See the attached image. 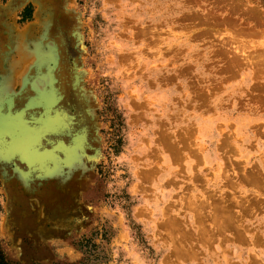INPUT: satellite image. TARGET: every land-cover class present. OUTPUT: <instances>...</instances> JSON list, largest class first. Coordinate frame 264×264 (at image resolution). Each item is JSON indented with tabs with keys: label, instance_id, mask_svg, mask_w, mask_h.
Wrapping results in <instances>:
<instances>
[{
	"label": "rangeland",
	"instance_id": "1",
	"mask_svg": "<svg viewBox=\"0 0 264 264\" xmlns=\"http://www.w3.org/2000/svg\"><path fill=\"white\" fill-rule=\"evenodd\" d=\"M0 37V130L59 121L0 133L8 259L264 264V0H0ZM45 42L69 73L51 107L18 95L61 84L28 66ZM18 145L47 162L20 170Z\"/></svg>",
	"mask_w": 264,
	"mask_h": 264
},
{
	"label": "bare ground",
	"instance_id": "2",
	"mask_svg": "<svg viewBox=\"0 0 264 264\" xmlns=\"http://www.w3.org/2000/svg\"><path fill=\"white\" fill-rule=\"evenodd\" d=\"M13 0H10V3ZM26 2V1H25ZM36 3V2H35ZM21 4V3H20ZM43 4V3H42ZM23 6V5H22ZM37 9H36V14H39L41 12V8L40 6L37 4ZM35 6V7H36ZM71 7V6H70ZM50 8V7H49ZM48 8V9H49ZM72 9V8H71ZM70 9V10H71ZM68 12V11H67ZM35 14V13H34ZM43 17V16H42ZM52 17V16H51ZM36 18V17H35ZM38 20V18H37ZM36 21V20H35ZM46 21V20H45ZM41 22V21H40ZM44 22V21H43ZM45 25V24H43ZM51 25V19L48 20L46 22L45 25V30L49 29V26ZM6 31V30H5ZM76 33V32H75ZM78 33V32H77ZM7 34V33H6ZM22 34V33H21ZM19 35V34H18ZM80 35V34H79ZM22 36V35H21ZM26 36V35H25ZM76 36V34L74 35ZM13 37V36H12ZM19 36H16L17 40H20L18 38ZM45 37V36H44ZM78 37V36H76ZM80 37V36H79ZM1 38V37H0ZM45 38H43L44 40ZM22 40V39H21ZM76 40V39H75ZM45 41V40H44ZM81 41V40H80ZM21 42V41H20ZM23 42V41H22ZM41 42V41H40ZM19 43V42H18ZM46 43V42H45ZM78 43V42H77ZM44 44V43H43ZM42 43H37L35 50L31 53V55H28L26 58L27 59V63L28 66L32 67L35 66V72L36 75H38L40 78H42L44 80V84L46 86H52L55 85L56 83H60L59 87L54 91H52V93H48V96H46V94L44 96L39 95L36 89H34L33 84H31L29 86V82L28 79L26 77H23V86L21 87V90L18 92V95H27L30 97H33V103H41L43 104L45 107H51V106H55L57 105V103L61 100V96L63 95V81L66 79L67 74V70L66 68H64L63 65H61V63L63 64V61L61 59V55L60 52H56L54 51V45L49 42L46 43L49 47V51H47V49L42 48ZM76 44V43H75ZM81 45V44H80ZM50 47H52L53 49H50ZM20 49V48H18ZM56 49V48H55ZM16 51V50H15ZM16 56V55H15ZM14 60V59H13ZM49 61L53 62L54 67H48V63ZM11 63V62H10ZM26 63V61H25ZM14 64V63H13ZM16 64V63H15ZM79 67V66H78ZM26 69V67H25ZM31 70V68H29ZM68 69V68H67ZM33 70V69H32ZM2 71V70H1ZM9 72V71H8ZM12 72V71H11ZM22 73V71H21ZM12 75V74H11ZM24 75V74H22ZM21 75V76H22ZM35 75V76H36ZM37 76V77H38ZM8 78V77H7ZM33 78V77H32ZM39 78V79H40ZM41 79V80H42ZM7 80V79H6ZM33 80V79H32ZM31 80V81H32ZM30 81V83H32ZM35 81V80H34ZM36 82V81H35ZM10 85V83H9ZM40 85V84H39ZM10 88V87H9ZM36 88V87H35ZM45 88V87H44ZM20 89V88H19ZM44 90V89H43ZM84 90V89H83ZM37 91V92H36ZM51 91V89H50ZM11 94V93H9ZM17 94V93H16ZM57 94V96H56ZM51 95V96H49ZM85 95V94H84ZM11 99V98H10ZM85 99V98H84ZM8 100V99H7ZM88 100V98H87ZM11 101V100H9ZM7 101V102H9ZM34 103V104H35ZM89 113V112H88ZM93 114V113H92ZM8 121V120H7ZM25 125H20L18 126V128L14 129L13 131L11 130H0V133H5V135H8V137H12V138H21L22 140H25L24 138L27 136V138H36V137H47L49 135H52L53 133H55L58 129L59 126V121L58 120H52L49 118H42L39 119L37 122H32V123H27L26 127H24ZM22 127H24V130L22 131V133L20 132V129H22ZM9 129V128H8ZM26 131V132H25ZM95 131V130H94ZM24 132V133H23ZM7 137V136H6ZM146 142V141H145ZM147 143V142H146ZM66 150V149H65ZM78 150V148H77ZM11 160L13 162H16L17 166L20 168V170H23L24 172H26L27 170L29 171L30 168L32 166L37 167L38 164L40 162H47L46 155H42L40 152L37 151H32V150H27V149H23L22 146L18 145L15 146L12 150V152L9 153ZM81 156V155H80ZM57 160V159H56ZM84 160V159H83ZM41 163V165L43 164ZM82 165V164H81ZM83 166V165H82ZM42 168V167H41ZM42 170V169H40ZM44 171V170H42ZM38 172V171H37ZM39 173V172H38ZM37 173V174H38ZM41 174V173H40Z\"/></svg>",
	"mask_w": 264,
	"mask_h": 264
},
{
	"label": "trees",
	"instance_id": "3",
	"mask_svg": "<svg viewBox=\"0 0 264 264\" xmlns=\"http://www.w3.org/2000/svg\"><path fill=\"white\" fill-rule=\"evenodd\" d=\"M29 10V6L26 7L23 10V13H27ZM30 17V15L25 14V16H22V21L21 22H25L26 20H28ZM79 250L84 251L85 254H90L93 253L95 251L96 245H94L92 243V241L90 240H83L81 242H79L77 244ZM0 264H18L16 262L11 261L10 259H8L6 257V255L4 254V252L0 249Z\"/></svg>",
	"mask_w": 264,
	"mask_h": 264
},
{
	"label": "crops",
	"instance_id": "4",
	"mask_svg": "<svg viewBox=\"0 0 264 264\" xmlns=\"http://www.w3.org/2000/svg\"><path fill=\"white\" fill-rule=\"evenodd\" d=\"M17 99H18V98H16L15 100H17ZM17 101H18V102H20V101H22V100H20V101H19V100H17ZM9 112L11 113V111H10V110H9ZM12 150H13V149H12Z\"/></svg>",
	"mask_w": 264,
	"mask_h": 264
}]
</instances>
